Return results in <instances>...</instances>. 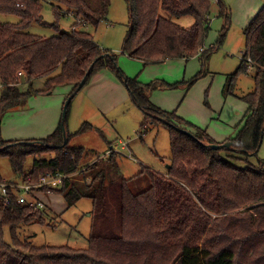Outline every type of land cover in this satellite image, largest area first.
Masks as SVG:
<instances>
[{
    "label": "trees",
    "instance_id": "1",
    "mask_svg": "<svg viewBox=\"0 0 264 264\" xmlns=\"http://www.w3.org/2000/svg\"><path fill=\"white\" fill-rule=\"evenodd\" d=\"M43 1L0 0V15L19 18L16 24L0 22V87L5 88L0 121L12 111L26 109L36 93L51 95L59 87H68V97L75 98L93 76L108 69L123 78L130 98L143 112V131L161 125L169 129L171 158L162 173L142 166L131 179L121 174L114 185V175L119 173L115 157L85 170L80 167L85 148L70 146L73 136L67 120L49 137L27 141L33 144L0 140V159L7 158L24 181L31 177L38 182L40 175H65L61 188L41 189L63 195L68 208L84 198L94 205L87 248L36 246L24 230L48 224L46 206L35 209L21 204L12 191L10 196L0 195V264H264V161L257 166L236 163L258 156L264 137V6L244 28L248 39L245 59L227 78L226 86H234L249 71L248 63L256 70L255 91L241 97L248 104L246 120L229 140L232 147L216 150L210 145L220 143L205 130L151 101V90L158 83L145 86L124 77L117 55L95 41L89 29L108 21L112 0H55L59 5H53L57 21L52 25L44 22ZM213 1L126 0L131 20L123 54L145 66L196 57L200 49L205 51ZM217 4L229 24L227 6L222 0ZM69 15L75 20L68 32L60 22ZM184 18L192 24L183 26ZM34 22L54 29L57 36L28 33ZM92 65L86 84L78 90ZM22 82L28 85L27 91L20 90ZM37 83H44V89L36 91ZM176 127L193 130V137ZM91 130L93 126L84 123L77 135ZM50 153L54 154L51 159L42 158ZM30 158L29 172L25 168ZM158 160L164 163L163 157ZM141 179L149 186L134 192L130 181Z\"/></svg>",
    "mask_w": 264,
    "mask_h": 264
},
{
    "label": "rangeland",
    "instance_id": "2",
    "mask_svg": "<svg viewBox=\"0 0 264 264\" xmlns=\"http://www.w3.org/2000/svg\"><path fill=\"white\" fill-rule=\"evenodd\" d=\"M222 1L229 11L231 19L229 24L226 17L220 14L217 1L214 0L211 30L205 40V51L200 49L199 54L189 60L175 59L165 64L145 66L141 61L124 55L123 46L130 30L131 20L126 0H112L108 21L101 23L97 29H89V31L103 49L117 55V63L124 77L137 79L145 86L158 83V87L152 89L150 93V97L152 95L157 97L156 106L164 107L163 110L168 112L175 111L187 122L197 127L201 125L202 130L219 132L225 129L234 132L239 122L232 126L233 120L245 108L241 97L256 89V70L246 59L249 71L239 76L234 86H226L227 78L240 68L241 61L245 59L248 39L244 34L243 26H246L248 21L250 22L258 14L264 6L259 3H264V0ZM53 5L59 4L55 0L43 1L42 16L44 22L49 25L57 21ZM255 7L257 10L252 14V9ZM74 20L75 18L71 15L62 19L60 22L62 28L69 32ZM0 22L16 24L19 18L12 15H0ZM181 24L190 26L192 21L184 18ZM27 32L43 38L57 36L54 29L38 22H34ZM224 32L226 35L219 46L217 44ZM106 71L115 78L125 95L113 88L116 90L114 94L101 93L91 101L88 96V87H86L73 98L68 118H66L68 132L73 136L70 146L85 148L80 167L82 166L85 170L98 161H107L114 156L119 169V173L114 175V185L119 182L121 174L131 179L140 172L142 166L164 172L166 163L171 158L169 129L161 125L159 128L143 131V112L130 98L123 78L113 71L108 69ZM101 77L102 74L99 73L92 78L93 81H97ZM169 86L173 87L168 88ZM34 88L36 91H41L44 89V83H37ZM104 88L100 87L101 90ZM4 90L5 88L1 86L0 98ZM20 90L27 91L28 85L22 82ZM69 92L71 90L68 87H59L51 95L41 93L32 95L26 109L12 111L0 121V140L11 138L15 141L34 142L52 135L63 119V111L70 98ZM105 94L106 97L103 98ZM237 95H240L238 96L240 100L237 99ZM153 99L151 101L154 103ZM84 123L91 124L94 130L77 135ZM102 132L106 136L105 139L101 135ZM124 145L127 147L126 150ZM53 156L54 154L50 153L42 158L51 159ZM159 156L163 157L164 163L158 160ZM31 159L26 164L25 169L28 171L33 164ZM259 161H264V137L258 156L249 157L247 161L237 160L236 163L238 166H244V164L257 166ZM0 173L1 181L4 183L24 182L20 173L13 171L7 158L0 159ZM42 176L40 175L39 178ZM37 183L33 180V184ZM130 186L134 192H140L145 190L149 183L145 179L134 180L130 181ZM36 191L37 199L46 206L44 210L47 213L48 224L46 226L31 225L25 228V234L31 235L32 243L36 246L87 248L93 229L92 200L84 198L72 208H68L63 195L42 189Z\"/></svg>",
    "mask_w": 264,
    "mask_h": 264
},
{
    "label": "crops",
    "instance_id": "3",
    "mask_svg": "<svg viewBox=\"0 0 264 264\" xmlns=\"http://www.w3.org/2000/svg\"><path fill=\"white\" fill-rule=\"evenodd\" d=\"M259 4L262 5L264 3H259ZM252 10H253L252 11V14H254V12L257 10V7H255ZM248 23H249V21H248ZM248 23H247V25H248ZM246 26H243V27H246ZM165 63H167V62H165ZM165 63H163V64H165ZM250 70H253V69H250ZM100 73L102 74V77L100 79H98L97 81H93V78H92L91 84L89 86H87L88 87L87 89L89 91L88 92V96L91 99V101L95 100V97L98 94L107 93V92H112L114 94V92L116 90H118L120 92V94L125 95V92L121 88H119L120 85L117 84L118 82L115 80V78L113 76H111V74L109 72H107L106 70H104V71H102ZM100 87H105V88L103 90H101ZM113 88H115L116 90H114ZM69 90H71V89L69 88ZM238 96H240V95H237L236 96L237 99L240 100V98H238ZM105 97H106V94L103 96V98H105ZM150 99H153L154 104L156 105L155 100L157 99V97H153V95H152L150 97ZM244 104H245L244 110L242 112H239V114L233 120L232 126L233 125H236L239 122V124L235 127L236 130L234 132H232L231 130H228L227 131L225 129L224 130H221L219 132H212L210 130H205L214 141H216L217 143H220L221 144V143H224L226 141H229V140L235 138L234 136H237V134L239 133L240 129L242 128V126L244 124V121L246 120V112L248 110V104L246 102H244ZM161 108L164 109V107H161ZM200 126H198V127H200ZM202 128H203V126H202ZM207 128L210 129L209 127H207ZM230 128L233 129L234 127H230ZM213 131H215V130H213ZM11 140H14V139H11ZM128 146H129V144H128ZM126 148L127 147H125V145H124V150H126ZM109 151L111 152V150H109ZM109 151H108V153H109Z\"/></svg>",
    "mask_w": 264,
    "mask_h": 264
},
{
    "label": "built area",
    "instance_id": "4",
    "mask_svg": "<svg viewBox=\"0 0 264 264\" xmlns=\"http://www.w3.org/2000/svg\"><path fill=\"white\" fill-rule=\"evenodd\" d=\"M247 60L249 62L251 61L250 58H248ZM66 179L67 176L65 175L48 174L40 177L37 184H33L31 177L28 178V181H24L22 183L0 182V190H1L0 195L7 197L10 196V191H12L14 195L17 197L19 203L26 204L35 209H43L45 208V204L37 199L36 190L41 189L43 187H46L49 190L59 189L64 185Z\"/></svg>",
    "mask_w": 264,
    "mask_h": 264
},
{
    "label": "water",
    "instance_id": "5",
    "mask_svg": "<svg viewBox=\"0 0 264 264\" xmlns=\"http://www.w3.org/2000/svg\"><path fill=\"white\" fill-rule=\"evenodd\" d=\"M94 68V65H92L90 67V69L88 70L86 76L84 77V79L82 80V82L80 83L79 87H78V90H81L83 88V86L86 84L87 82V78L88 76L92 73V70ZM74 97V95L70 96V98L67 100L66 102V105H65V108H64V111H63V124L65 123V120H66V110H67V107L69 106L70 102L72 101V98ZM167 124H169V122L165 121ZM170 125V124H169ZM171 126V125H170ZM177 130L187 134V135H190L193 137V134L188 131V130H185V129H181V128H178L176 127ZM263 131H264V127H263ZM68 136H67V132H66V129H64V142L65 144L68 143ZM26 144H33V143H27L25 142ZM233 145V142L232 141H227V142H224V143H221V144H214V145H210V148H213V149H223V148H231Z\"/></svg>",
    "mask_w": 264,
    "mask_h": 264
}]
</instances>
